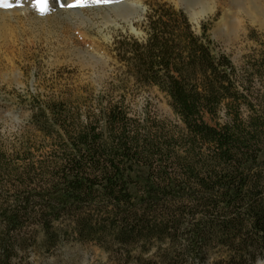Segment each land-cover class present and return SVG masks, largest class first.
<instances>
[{"label": "trees", "instance_id": "16d2710c", "mask_svg": "<svg viewBox=\"0 0 264 264\" xmlns=\"http://www.w3.org/2000/svg\"><path fill=\"white\" fill-rule=\"evenodd\" d=\"M144 28L143 40L113 44L115 58L168 97L181 125L119 103L86 120L62 103L35 106L32 124L53 145L19 166L0 151V264L35 243L34 228L50 248L93 243L118 264L264 260V106L182 11L153 7Z\"/></svg>", "mask_w": 264, "mask_h": 264}, {"label": "rangeland", "instance_id": "374dc122", "mask_svg": "<svg viewBox=\"0 0 264 264\" xmlns=\"http://www.w3.org/2000/svg\"><path fill=\"white\" fill-rule=\"evenodd\" d=\"M55 1L43 14L27 0L0 14V151L21 160L17 166L23 156L45 157L53 145L32 124L37 105L62 103L86 120L119 103L132 118L181 125L168 97L131 81L113 52L118 40L146 37L145 16L156 6L182 11L195 34L204 26L213 55L227 57L241 90L256 109L264 106V0H88L85 7ZM33 232L35 243L11 264H118L93 243L62 240L50 248Z\"/></svg>", "mask_w": 264, "mask_h": 264}, {"label": "snow or ice", "instance_id": "6c2138e0", "mask_svg": "<svg viewBox=\"0 0 264 264\" xmlns=\"http://www.w3.org/2000/svg\"><path fill=\"white\" fill-rule=\"evenodd\" d=\"M93 3H100V0H92ZM88 5V0H76L73 7H85ZM12 6L11 0H0V7L5 9ZM34 7H36L42 14L47 10V0H35Z\"/></svg>", "mask_w": 264, "mask_h": 264}, {"label": "bare ground", "instance_id": "6f19581e", "mask_svg": "<svg viewBox=\"0 0 264 264\" xmlns=\"http://www.w3.org/2000/svg\"><path fill=\"white\" fill-rule=\"evenodd\" d=\"M16 1H17V0H11L12 6L17 5V4H15ZM54 2H57V1H55V0H47V10H49L50 8H52ZM34 3H35V0H27V2L24 3V5H25V6L32 7V8H34V10H36V11H39L36 7H34ZM12 6H11V7H12ZM11 7L7 8V9H5V10H1V9H0V14L13 13V12L17 11V8L14 7V9H11ZM118 7H119V6H118ZM47 10H46V11H47Z\"/></svg>", "mask_w": 264, "mask_h": 264}, {"label": "water", "instance_id": "95a60500", "mask_svg": "<svg viewBox=\"0 0 264 264\" xmlns=\"http://www.w3.org/2000/svg\"><path fill=\"white\" fill-rule=\"evenodd\" d=\"M261 263V261H257L255 264H260Z\"/></svg>", "mask_w": 264, "mask_h": 264}]
</instances>
